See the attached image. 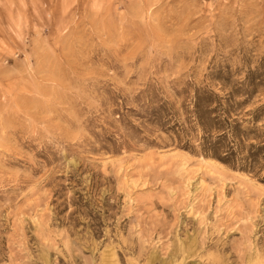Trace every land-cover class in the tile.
Returning a JSON list of instances; mask_svg holds the SVG:
<instances>
[{
    "label": "rangeland",
    "instance_id": "obj_1",
    "mask_svg": "<svg viewBox=\"0 0 264 264\" xmlns=\"http://www.w3.org/2000/svg\"><path fill=\"white\" fill-rule=\"evenodd\" d=\"M0 264H264V0H0Z\"/></svg>",
    "mask_w": 264,
    "mask_h": 264
}]
</instances>
